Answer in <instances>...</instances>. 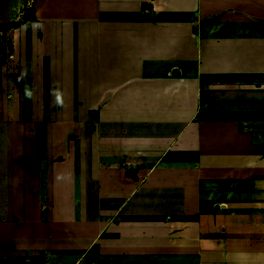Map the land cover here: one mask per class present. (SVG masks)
Wrapping results in <instances>:
<instances>
[{
  "label": "crops",
  "instance_id": "obj_1",
  "mask_svg": "<svg viewBox=\"0 0 264 264\" xmlns=\"http://www.w3.org/2000/svg\"><path fill=\"white\" fill-rule=\"evenodd\" d=\"M7 2H35L7 33L42 110L0 92V210L24 215L0 239L44 264H264V0Z\"/></svg>",
  "mask_w": 264,
  "mask_h": 264
},
{
  "label": "rangeland",
  "instance_id": "obj_2",
  "mask_svg": "<svg viewBox=\"0 0 264 264\" xmlns=\"http://www.w3.org/2000/svg\"><path fill=\"white\" fill-rule=\"evenodd\" d=\"M14 1V0H12ZM7 0H0V12H1V5L2 7L7 8ZM32 4V7L30 6ZM35 2L29 3V8H27V11L23 14H21L18 18H4L0 14V54H1V64L2 66V79L0 82V92H3V95L5 97V103L6 105L16 106V109L25 107V110H16V114H18V120L19 121H28V119L31 116H34L35 114V107L36 109L42 110L40 108V104L38 103V93H35L34 91H31L29 88V85L27 83L22 82L18 75H20V66H16L17 75L15 76L14 73H16L15 69V63L16 60L21 57V46L19 45L20 39L22 38V34L12 32L11 34L7 33L11 29H16L18 26L15 24L18 21L26 22L27 18L31 15H33V8H34ZM20 27V26H19ZM12 30V31H13ZM16 44V46H15ZM20 47V48H19ZM19 56V57H18ZM4 63H6V66L8 67L7 70V81L4 79L5 74V68ZM35 86H33L34 88ZM29 88V89H28ZM34 90V89H33ZM41 98V97H40ZM26 101V102H25ZM34 113V114H33ZM41 115L40 113H38ZM40 117V116H38ZM20 118V119H19ZM87 131L88 133H91L92 130L89 129L90 125H87ZM81 133H83V129L80 130ZM76 134V131H74V135ZM73 135V134H71ZM21 187L23 188L20 190V194H23L24 191H29V187H25V182H21ZM39 201V200H38ZM40 203V202H39ZM38 203V208H41L42 211H44V205L40 206ZM39 210V209H38ZM14 212V211H11ZM4 213V211L0 210V227L5 223V231L4 233H10L13 234L14 229L9 228L11 226V223H14L15 220L20 219V217H24L22 215L23 213L21 211H16L17 213L11 214ZM20 216L18 218V216ZM8 220V221H7ZM13 225V224H12ZM20 228L17 230V233H21L22 231H19ZM8 237L4 240L0 239V264H44L46 261H50L49 257H47L44 253L41 252L42 250H38L35 248L34 250L30 249V246H26L24 244H21V242L17 243L14 242V240L10 239L11 235L7 234ZM2 240V241H1ZM18 249V251H17ZM53 264H60V259L53 260Z\"/></svg>",
  "mask_w": 264,
  "mask_h": 264
},
{
  "label": "trees",
  "instance_id": "obj_3",
  "mask_svg": "<svg viewBox=\"0 0 264 264\" xmlns=\"http://www.w3.org/2000/svg\"><path fill=\"white\" fill-rule=\"evenodd\" d=\"M33 12H35V8H33ZM22 23H23V22L18 21L15 25H16V26H21ZM1 61H2V60H1V54H0V67L2 66ZM1 79H2V71H1V68H0V82H1ZM0 89H1V86H0Z\"/></svg>",
  "mask_w": 264,
  "mask_h": 264
}]
</instances>
